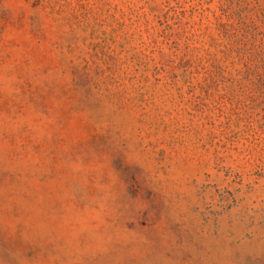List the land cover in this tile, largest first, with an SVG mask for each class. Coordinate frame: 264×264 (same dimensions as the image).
Listing matches in <instances>:
<instances>
[{
    "label": "rangeland",
    "instance_id": "obj_1",
    "mask_svg": "<svg viewBox=\"0 0 264 264\" xmlns=\"http://www.w3.org/2000/svg\"><path fill=\"white\" fill-rule=\"evenodd\" d=\"M0 264H264V0H0Z\"/></svg>",
    "mask_w": 264,
    "mask_h": 264
}]
</instances>
